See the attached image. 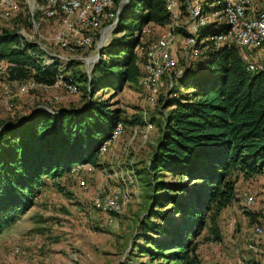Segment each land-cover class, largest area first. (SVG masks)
<instances>
[{
	"label": "trees",
	"instance_id": "obj_1",
	"mask_svg": "<svg viewBox=\"0 0 264 264\" xmlns=\"http://www.w3.org/2000/svg\"><path fill=\"white\" fill-rule=\"evenodd\" d=\"M207 1L216 2L213 11L222 9L223 0ZM177 3L182 19L186 1ZM168 24L164 0H128L89 74L72 70L74 59L63 71L83 92L77 106L52 107V113L32 107L24 118L0 121V232L28 211L46 180L98 166L99 147L121 119L112 103L93 94H116L135 83L143 61V51L138 56L135 49L151 42L139 41L142 28ZM226 29L223 22L210 32L199 29L197 52L182 59L180 76L171 74L159 137L144 170L151 177V205L128 255L145 259L129 264H198L195 238L205 224L219 241L217 220L236 201L235 183L264 173V71L247 70L236 47L214 45L210 37ZM174 31L187 37L182 27ZM20 38L0 28L4 78L52 86L57 61L42 65L37 46ZM243 212L250 223H260L258 213Z\"/></svg>",
	"mask_w": 264,
	"mask_h": 264
},
{
	"label": "rangeland",
	"instance_id": "obj_2",
	"mask_svg": "<svg viewBox=\"0 0 264 264\" xmlns=\"http://www.w3.org/2000/svg\"><path fill=\"white\" fill-rule=\"evenodd\" d=\"M189 3L203 11L206 24L200 29L209 32L214 30L218 24L217 17L213 15L216 2L189 0ZM32 21L36 24L35 28L32 27ZM55 27L52 21H45L39 16L35 19L34 14L31 16L23 4L19 5V11L13 12L6 19H0V28L15 31L23 41L37 42L51 53L67 54L70 57L95 53L96 37L86 51L77 49L66 53L58 50L51 39ZM165 29L167 27L162 29L146 25L141 30L139 41L142 44L153 41ZM171 34L172 53L178 69L186 56L183 46L185 38L174 30ZM113 36L114 33L110 32L108 39ZM144 48L138 45L135 49L138 56ZM73 61L72 70L85 72L84 61ZM92 64L88 65L87 74ZM66 66L67 64L65 68ZM158 85L160 89L152 104L148 103V92L138 80L124 84L116 94L104 93L105 91L93 94V97L107 99L112 107L118 109L121 135L110 146L99 151L98 166L93 172L89 173L81 166L56 181L46 180L28 211L0 232V264H129L132 260L136 262L145 259L134 260L131 257V260L128 255L135 228L151 205V177L145 171L166 111L162 107L169 91L166 75L162 76ZM15 87L16 82L7 81L3 75L0 76V121L15 116L24 118L32 107L47 108L52 113V107L77 106L83 93L79 89L77 94L71 96L66 95L59 87H49L37 88L18 96ZM54 96L61 98L55 99ZM4 101L8 109L3 107ZM124 174L130 178L120 181L117 176ZM78 179L84 180V195L77 187ZM107 185H122L127 188L130 199L123 211L102 212L89 205L87 195L104 187L103 195L107 191ZM234 191L236 201L223 209L217 220L220 240L212 239L208 224H205L200 235L195 238L198 264H228L233 259L237 260L236 264H264V237L255 234V227L259 222L250 223L243 212L258 213L261 220L264 209V173L247 180L238 179ZM242 193L252 196L250 204L244 203ZM252 240H257V255L245 248ZM233 250L237 254L232 255ZM250 256L253 259H248Z\"/></svg>",
	"mask_w": 264,
	"mask_h": 264
},
{
	"label": "built area",
	"instance_id": "obj_3",
	"mask_svg": "<svg viewBox=\"0 0 264 264\" xmlns=\"http://www.w3.org/2000/svg\"><path fill=\"white\" fill-rule=\"evenodd\" d=\"M21 4L29 10L31 16L37 13L45 21H52L56 25L55 32L51 37L52 42L55 48L66 53H72L77 49L86 51L94 42V37H96L95 49L98 41L101 42V45H104L122 8H119V0H0V19L8 18L13 12L19 10ZM164 6L169 16V24L158 38L148 42L143 49L142 74L138 78V83L148 92L147 100L149 104L154 102V97L160 89L158 83L163 75H166L169 88L171 86V74L177 78L183 71L182 66L176 69L177 61L171 49L173 35L171 31L175 27L185 29L187 37L184 39L183 46L188 56L189 51L193 54L197 52L194 47L195 33L206 24L201 8L190 5L189 0H186V15L182 20L177 0H164ZM213 15L217 17L218 23L223 22L227 26L224 33L214 34L210 37L214 45L236 47L245 62L247 70L264 71V0H223L222 9L213 11ZM32 27H36L33 21ZM19 41L22 42V38ZM34 44L38 48V55H35V57L41 61L42 65H50L57 59L55 82L52 86H46L36 83L32 79L19 81L16 82V94L19 96L37 88L59 87L64 90L66 95H75L78 84L72 77L63 74L65 65L72 59L85 62L94 53L89 56L74 55L70 57L67 54L51 53L37 42H34ZM87 70L85 67V73H87ZM3 73L4 65L0 63V76ZM54 98L60 99L61 96H54ZM2 103H4L2 104L4 108H9L6 101ZM121 132V124L116 122L107 139L101 143L99 151L114 143ZM84 167L89 173L95 169L92 165H85ZM117 178L121 181L130 177L124 174L117 176ZM76 184L81 190L80 193L82 195L86 194L84 180L78 179ZM103 188L100 187V190L96 189L87 195L89 205L93 209L102 212L119 213L123 211L130 199L127 188L122 185L113 187L107 185L105 187L107 191L102 195ZM242 196L244 203L250 204L252 196L246 193H242ZM255 232V234L258 233L264 237V209L260 223L255 227ZM256 244L257 240H252L245 248L257 255L258 246ZM233 254H237V251L233 250ZM233 260L228 264H236L237 260Z\"/></svg>",
	"mask_w": 264,
	"mask_h": 264
},
{
	"label": "water",
	"instance_id": "obj_4",
	"mask_svg": "<svg viewBox=\"0 0 264 264\" xmlns=\"http://www.w3.org/2000/svg\"><path fill=\"white\" fill-rule=\"evenodd\" d=\"M128 0H119V8L122 7ZM108 29V28H107ZM102 47L101 42L98 41L95 53L87 60H85V67L88 69V65L94 63V60L98 58L100 53V48ZM187 56V53H185ZM49 111L47 108H44Z\"/></svg>",
	"mask_w": 264,
	"mask_h": 264
},
{
	"label": "crops",
	"instance_id": "obj_5",
	"mask_svg": "<svg viewBox=\"0 0 264 264\" xmlns=\"http://www.w3.org/2000/svg\"><path fill=\"white\" fill-rule=\"evenodd\" d=\"M186 1V0H185ZM184 59V61H185V58H183ZM258 258V257H257ZM248 259H253V257L252 256H250V258H248ZM256 262H260V261H258L257 259H254Z\"/></svg>",
	"mask_w": 264,
	"mask_h": 264
}]
</instances>
